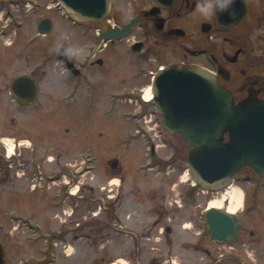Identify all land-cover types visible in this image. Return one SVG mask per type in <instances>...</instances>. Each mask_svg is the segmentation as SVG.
Listing matches in <instances>:
<instances>
[{
  "label": "rangeland",
  "instance_id": "rangeland-1",
  "mask_svg": "<svg viewBox=\"0 0 264 264\" xmlns=\"http://www.w3.org/2000/svg\"><path fill=\"white\" fill-rule=\"evenodd\" d=\"M8 1L0 4V28L8 23ZM52 1L30 0L29 6L18 11L22 16L14 19L8 28L7 32L12 34L5 38L0 36V129L7 137L13 132L42 144L41 150L37 149L33 155L41 151L46 153L48 159L57 162L54 169L61 174V180L59 178L56 183L47 180L49 188L46 190L32 189L31 175L17 178L13 183L6 179L0 181V239L7 245V264H145L156 255L161 259L173 256L174 264H197L193 249L203 233L206 235L203 236L204 243L212 254L200 260L201 263L241 264L240 259L246 256L255 264H264V189L261 186L236 180L221 191L200 198H195V193L188 197L190 187L186 186H191L192 181L185 174L190 148L180 135L168 137L161 122L157 151L164 160L161 164H153L149 150L132 138L130 123L118 115L107 118L104 104L78 125L71 122V113L64 116L54 110L58 106L57 94L67 92L60 86L59 77L63 72L61 63L54 56L55 49L64 46L70 58L76 55L80 58L84 45L88 48L93 44L94 34L88 31L89 25L67 17L66 10H61V14L49 10L46 5ZM45 17L52 20L53 29L43 35L38 32V24ZM20 21L13 31L12 26ZM215 41L219 51L221 42ZM19 47L30 55V68L40 61L47 72L40 98L45 99V94L48 97L44 111L41 109L39 115L19 114L17 103L14 105L6 94L9 74L27 70L19 62L21 58L13 53ZM160 48L164 61L181 56L177 44ZM120 55L115 66L123 75L111 74V81L120 84L123 82L120 77L124 76V81L131 83L127 77L132 70L129 62L133 58L124 52ZM97 77L99 82H104V74ZM27 139L24 140L26 143ZM85 139L93 145L89 154L85 150ZM167 141L171 144L166 146ZM113 158L119 160L116 167L110 164ZM77 178L79 181H75ZM66 182L68 188H62ZM235 188L242 190L243 200L248 188L252 193L256 192L255 198L247 199V204L257 206L250 217L243 214V203L236 211L244 220L242 238L246 243L217 244L209 238L203 212L210 202ZM185 198L189 200V206H186ZM196 199L197 203L202 200V207L195 206ZM228 204L229 200H226L222 208L228 209ZM11 214L32 216V220L41 221L44 231L41 239L35 240L38 232L25 227L21 219L13 221ZM157 219L162 225L171 224L173 232L163 234L156 230L153 236L141 235L151 230L149 227ZM125 224L131 228L135 226L139 233L137 241L143 259L132 260L136 250L129 232L133 229H126L128 233L123 234ZM251 229L256 232L254 236L249 234ZM234 248L240 249L243 255L233 253Z\"/></svg>",
  "mask_w": 264,
  "mask_h": 264
},
{
  "label": "flooded vegetation",
  "instance_id": "flooded-vegetation-1",
  "mask_svg": "<svg viewBox=\"0 0 264 264\" xmlns=\"http://www.w3.org/2000/svg\"><path fill=\"white\" fill-rule=\"evenodd\" d=\"M29 1L9 0L7 2V5H9L8 23L0 28V32L9 30L8 28L11 26L12 21L22 16L18 11L24 10L25 6H29ZM109 1L110 7L105 15L103 24L98 25L91 22L77 21L80 24L89 25L91 28L88 31L94 34L93 44L88 48L84 45L85 50L82 57L78 58L79 56L76 55V57L70 58L64 46L62 47L66 51L68 60L57 57L63 72V75L59 77L60 86L67 92L60 93V95L57 94L58 106H55L54 110H58L64 116L71 113V122L73 121L72 123L75 125L84 123L94 110L104 104V114L107 118L112 119L113 116L118 115L119 118L130 123L132 138L139 140L143 147L149 150L150 160L153 164H161L164 159L160 157L161 155L157 151L160 136L159 123H162L165 129L164 132L168 137L180 134L178 132L170 133L167 130L164 115L159 111L156 95L152 90L156 75L160 71L166 70L170 65L183 69L203 68L214 74L218 84L226 87L232 93L236 103L250 97L264 100V0H232L231 3H227V0ZM2 3H5L4 0H0V4ZM35 4L40 5L39 3ZM46 6L52 12L62 13L63 7L55 0ZM67 17L73 21L75 20L68 14ZM47 18L45 17V19ZM132 21L134 22L128 34L120 38H110L108 40L104 38V31L118 26L129 25ZM38 32H40L39 26ZM215 33H217L216 36ZM109 35H111V32H109ZM0 36L2 35L0 34ZM203 36L207 38H203ZM215 40H220L221 42L219 51ZM175 44L181 48L180 58L164 61L163 50L160 47L168 48ZM58 47H61V45ZM122 52L133 58L129 62V67L132 70L129 77L126 76L132 80L131 83L124 81V76L120 77L122 78L121 81H123L120 84L111 81V74H122L120 68L115 66L116 59L121 58L120 54ZM13 53L17 54L18 59L21 58L19 62L27 70L19 71L18 74L13 71L9 74L8 79L10 81L5 84L6 94L14 105L17 103L16 110L19 114L26 116L30 114L39 115L41 114V109L44 111L43 108L48 97V94H45V99L40 98L47 72L40 61H38V65L30 68L31 57L20 47ZM100 73L105 76L104 82H99L98 80L97 76ZM20 76H26L29 83H35L38 93L32 102L23 101L30 99V95L21 93L14 87L15 80ZM147 89H150L153 94L151 99H147L145 96ZM18 95L21 96V99ZM164 132H161V134ZM10 135V137L5 136V133L0 129V181L6 179L8 182L13 183L17 178L31 175L32 189L40 188L43 190H46L47 180L50 183H56L61 177V174H58L56 169H54L57 162H54V159H48L46 153L42 151L33 155L38 152L37 149L43 147L42 144L31 142L26 137L13 132ZM25 138L28 140L27 143L24 141L26 140ZM9 139L11 141H4ZM85 141V150L86 152L88 150L87 154H89V150L93 149V145L90 140L85 139ZM170 144L171 141H167L165 145ZM185 144L188 148H191L186 142ZM11 147L13 150L9 153ZM23 151L26 153L24 154ZM29 152L31 154L28 155L27 153ZM23 154L25 155L24 157ZM110 162L113 167L119 164L117 158H113ZM50 170L51 172H48ZM76 175L78 177L79 170L76 171ZM236 180L252 182V185L261 186L264 189L263 178L251 167H245L238 172L234 176L233 182ZM75 181H79V179L77 178ZM190 185L186 186V188L190 187L188 189V197H192L194 193L196 194L194 195L195 198L197 196L200 198L210 192H218L214 190L205 191L192 183ZM68 186L69 184L67 185L66 182L62 188L66 189ZM255 196L256 192L252 193L249 188L246 190L242 212L243 214L246 213L248 217L252 215L253 210L257 206L255 204H247V199L255 198ZM184 202L186 206H189L190 202L188 199L185 198ZM195 202L197 203V199ZM195 206L202 207V200ZM11 215L10 218L13 221H19L15 219L17 214ZM203 215L206 223V210H204ZM238 216L242 223L239 235L233 242L218 243L214 239L209 238L217 244H233L238 241L246 243L244 238H242L245 230L243 228L244 220L240 215ZM18 218L23 221L25 227L38 232V237L35 240L39 241L44 234L43 223L32 220V216H18ZM133 227L131 228L128 224H125L122 227V232L126 234L128 233L126 229H133V231L129 232L133 244H135L134 250H136V252L132 253V260L143 259L141 255L142 248L137 241L139 233L135 226ZM12 228L16 227L12 226ZM149 228L152 231L142 232L141 235L153 236L156 230L161 231L163 234L165 232L168 234L173 232L171 224L162 225L161 220L158 219L153 221ZM168 228H170V231ZM255 233L253 229L249 231L251 236H254ZM203 236H206L205 233H203ZM203 236L199 238L197 245L193 249L195 251L194 257H197V264H206L205 262L201 263L200 260L212 254L207 249ZM0 243L3 247L5 258L4 262H0V264H7V245L1 239ZM234 249L233 253L243 255L240 249ZM247 258L246 256L241 258V264H255L253 259ZM152 259L153 257L145 264H153L152 261H154V264H174L175 262L173 256L169 255L166 259H161L158 255L155 256L154 260ZM191 263L193 262H187L186 264Z\"/></svg>",
  "mask_w": 264,
  "mask_h": 264
},
{
  "label": "water",
  "instance_id": "water-1",
  "mask_svg": "<svg viewBox=\"0 0 264 264\" xmlns=\"http://www.w3.org/2000/svg\"><path fill=\"white\" fill-rule=\"evenodd\" d=\"M58 1L78 20L95 24L104 22L110 7L109 0ZM133 22L104 31V38L122 37L131 30ZM40 29L50 32L51 21L44 19ZM54 54L68 60L62 46ZM14 87L30 95V99L23 100L28 103L38 93L35 83H29L26 76L18 77ZM152 90L167 130L178 132L192 147L188 169L199 187L220 190L247 166L264 179V100L250 97L236 103L214 74L198 67L183 69L170 65L156 75ZM206 223L216 241L232 242L238 237L242 222L234 212L211 206L206 211ZM4 260L0 243V262Z\"/></svg>",
  "mask_w": 264,
  "mask_h": 264
},
{
  "label": "bare ground",
  "instance_id": "bare-ground-1",
  "mask_svg": "<svg viewBox=\"0 0 264 264\" xmlns=\"http://www.w3.org/2000/svg\"><path fill=\"white\" fill-rule=\"evenodd\" d=\"M147 99H151L153 97V94L151 92L150 89L146 90V94H145ZM12 145V143H11ZM13 150V148L11 147L9 150V153H11ZM185 177H188V173L185 174ZM226 200H229V204H228V210L230 212H236L238 207L243 203V195H242V190L235 188L232 189L230 191V193H226V195H222L219 198H217L216 200L210 202L209 206H215L218 208L224 207V203L226 202ZM110 264H119L118 262H112ZM125 264V263H122Z\"/></svg>",
  "mask_w": 264,
  "mask_h": 264
},
{
  "label": "clouds",
  "instance_id": "clouds-1",
  "mask_svg": "<svg viewBox=\"0 0 264 264\" xmlns=\"http://www.w3.org/2000/svg\"><path fill=\"white\" fill-rule=\"evenodd\" d=\"M232 2V0H227V3H231Z\"/></svg>",
  "mask_w": 264,
  "mask_h": 264
}]
</instances>
